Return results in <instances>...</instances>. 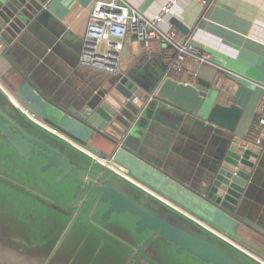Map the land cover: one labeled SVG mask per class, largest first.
<instances>
[{"label":"water","instance_id":"1","mask_svg":"<svg viewBox=\"0 0 264 264\" xmlns=\"http://www.w3.org/2000/svg\"><path fill=\"white\" fill-rule=\"evenodd\" d=\"M16 1L9 0L4 8H8L7 15L12 12L21 22H25L24 16L33 7H40L37 0ZM2 15L3 54L25 81L47 99L17 60L16 42L6 34L9 19L4 21L7 15L0 10ZM172 23L186 32V26L178 19L173 18ZM49 46L46 44V48ZM207 90L200 84L179 82L167 75L152 92L150 87L142 89L118 72L109 79L107 88L84 93L81 102L62 106L55 99L47 100L87 129L90 147L108 156L121 148L144 160L135 145L128 142L135 134L131 115L137 109L132 103L137 98L145 101L151 92L153 101L164 100L197 112ZM239 114L234 103H217L211 108L207 121L221 129V137L218 149L207 163H202L203 169L196 175L194 192L250 226L238 217L236 209L245 197L244 188L261 148L235 134ZM0 157V264H169L172 254L184 252L210 264H264L126 174L37 122L1 86ZM27 161H35L41 171H47L51 192L54 185L61 184L55 202L43 201L11 178L14 173L23 174L19 163ZM4 166L8 174L3 171ZM25 174L30 175V169ZM58 214L68 215L73 222L71 227L77 221L66 242L61 236L63 230L54 236L38 234L42 226L52 227L62 219ZM253 229L264 236L261 230Z\"/></svg>","mask_w":264,"mask_h":264},{"label":"crops","instance_id":"2","mask_svg":"<svg viewBox=\"0 0 264 264\" xmlns=\"http://www.w3.org/2000/svg\"><path fill=\"white\" fill-rule=\"evenodd\" d=\"M37 1L40 7H33L24 16L25 22H21L12 12L7 15L8 8L4 7L9 0H0V10L7 15L4 21L9 19L6 34L15 40V56L26 67L30 79L49 101L55 99L62 106L81 102L84 93L107 88L113 75L78 65L88 12L96 0ZM126 1L148 19L162 14L161 28L176 27L172 19H178L186 26L185 33L176 27L178 38L193 40L212 54V62L199 63L187 57L180 70L164 68L170 55L165 54L160 38L152 39L149 47L131 39L124 41L119 73L133 79L140 88H151L162 74L179 82L200 84L208 90L197 112L164 100L153 101L149 93L145 101L137 98L132 103L137 113L131 115L127 110L134 116L131 128L135 131L128 142L146 161L118 148L110 155L112 163L120 166L132 181L204 226L237 246L231 239L249 247L253 254L264 256V236L253 229L264 233V126L255 127L264 92V0ZM166 4L169 11L160 12ZM46 44L50 46L46 48ZM23 80L11 87L0 76L4 84L0 82V86L40 124L56 129L81 148L100 152L90 147L89 133L82 124ZM217 103L238 106L235 134L261 148L244 188L245 197L236 209L238 217L250 226L194 192L202 163L208 162L218 149L221 129L207 121Z\"/></svg>","mask_w":264,"mask_h":264},{"label":"built area","instance_id":"3","mask_svg":"<svg viewBox=\"0 0 264 264\" xmlns=\"http://www.w3.org/2000/svg\"><path fill=\"white\" fill-rule=\"evenodd\" d=\"M175 1L169 0L170 3ZM168 11L169 6L166 4L162 6L160 12L167 13ZM161 18L162 14H156L152 19L144 17L126 0H96L88 12L78 65L114 75L119 72L121 51L126 39L134 40L145 47H149L155 37L160 38L163 42L165 54L170 55L167 64L175 70H180L183 67L187 57L199 63L212 62V54L193 40L179 39L176 27L161 28L159 25ZM152 98L153 95L150 94L149 99ZM262 126H264V92L255 122V127ZM53 130L57 132L56 129ZM83 149L104 164L127 175L120 166L112 163V157L101 152H93L87 148Z\"/></svg>","mask_w":264,"mask_h":264},{"label":"rangeland","instance_id":"4","mask_svg":"<svg viewBox=\"0 0 264 264\" xmlns=\"http://www.w3.org/2000/svg\"><path fill=\"white\" fill-rule=\"evenodd\" d=\"M9 92L12 94V92L10 90H9ZM19 165H20V168H21L23 174L14 173V175L11 176V178H13L15 180V183H18L21 185L24 184L34 194H36L37 196L42 198L43 201L47 200L48 202H50V201L55 202V194L57 191V187L60 186L61 184L60 185H54V189L51 192V184H49V183H51V179H50V175L47 173V171H41L40 166L37 167V164L35 161L20 162ZM3 168H5L3 171L6 174H8L9 171H8L7 166H4ZM27 169H30V175L25 174V171ZM58 217H60L62 219L56 220L57 223L54 225V226H56V228H54V226H52V227L42 226V229L38 232V234L45 233V234H48L50 236H54L56 234H59L61 232V230H63V233L61 235L62 238L65 236L63 239L64 240L63 242L68 241L70 236H71L72 230L74 229V227L77 224V221L74 222L73 226L71 227L73 222L71 223V218H69L68 215L63 216L61 214H58ZM231 240L236 242L243 249L249 251L251 254L254 253L249 247L245 246L244 244H241L240 241H238L237 239L234 238ZM253 255L264 262V256L263 255H258L256 253ZM171 256L172 257H170V260H172V262H170L169 264H210V263L202 262V260L197 259L196 257H194V256H192L186 252L180 253V254L174 253Z\"/></svg>","mask_w":264,"mask_h":264},{"label":"trees","instance_id":"5","mask_svg":"<svg viewBox=\"0 0 264 264\" xmlns=\"http://www.w3.org/2000/svg\"><path fill=\"white\" fill-rule=\"evenodd\" d=\"M8 55L11 57L10 52L8 53ZM167 67H169L168 64L165 65L164 68H167ZM9 74H13L14 78H17V80H13V77H11ZM0 76H2L5 79V81L10 84L11 87H14L16 84H20V83L24 82L23 76L17 71V69L11 64V62L8 60V58L3 54V50H0ZM163 77L164 76L161 74L157 78L158 80H156L154 85L151 86L152 92L161 83ZM150 94L153 95V93H151V92H150ZM58 130H60V129H58ZM60 131H62V130H60ZM70 137H72V136H70ZM72 138L74 139V137H72Z\"/></svg>","mask_w":264,"mask_h":264}]
</instances>
